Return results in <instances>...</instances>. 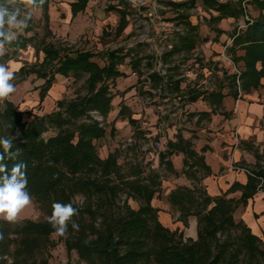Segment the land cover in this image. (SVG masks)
<instances>
[{"label": "trees", "instance_id": "trees-1", "mask_svg": "<svg viewBox=\"0 0 264 264\" xmlns=\"http://www.w3.org/2000/svg\"><path fill=\"white\" fill-rule=\"evenodd\" d=\"M250 1L259 10L256 17L248 16V8L242 0H203L209 12H217V15L209 13L208 25L213 30H217L214 23L224 18L245 19V28L236 27L232 45L227 46V53L234 64L243 60L245 65L240 70L239 83L237 74L226 76L229 94L235 99L257 88L264 77V0ZM88 2L73 1L70 4L72 16L84 11ZM170 4L178 8L176 18L180 28L176 41L164 53L166 61L176 54L191 53L197 45L200 27L190 21L185 10L182 11V8L194 6V0L190 3L170 1ZM110 8L120 13L117 27V35H120L129 24L128 12L126 8ZM49 9L50 0H45L42 6L45 34L41 46L36 49L38 53L43 52V59L23 64L16 74L20 76L19 80L31 74L44 80L40 86V103L57 75L75 79L85 77L87 93L62 98L57 101V109L34 116L31 120H25L24 112L13 101L6 100L0 105V136L15 137L12 150L20 149V155L16 161L5 162L9 169L15 162L27 164V190L33 199L51 210L50 214L53 202L72 203L79 209V214L73 217L79 230L72 228V222L68 224L67 249L77 252L80 264H264L263 240L243 219L235 218V211L240 206H246L257 192H264V151L260 152L252 144L247 145L256 157L253 168L238 165L248 170L247 183H234L225 193L212 196L206 187L200 185L201 179L203 181L212 174L203 154L209 147L204 146L202 153L198 152L192 140L185 138L179 130L176 138L168 140L166 148L158 155L160 165H165L175 174L184 173L196 182L194 186H177L169 193L168 200L185 222L191 216L197 218V237L185 238L183 231L165 226L159 219L160 210L153 203L163 185L159 171L151 169L137 155L120 163V149L102 158L95 144V140L106 134L102 121L112 110V86L119 77L125 76L120 66L131 57L133 69L143 75L139 71L143 57L132 55L131 50L124 47L103 52L80 50L70 53V48L60 41L47 40L53 35ZM31 29L30 25L26 28L27 31ZM33 39V36L20 34L6 47L15 48L17 54ZM239 50H244V55H238ZM98 57L104 60L103 65L96 61ZM12 58L7 52L0 58V63ZM191 70L192 67L187 68L186 74ZM147 80L151 88L160 92L167 89L182 92V80L174 79L170 69L165 74L159 70L149 71ZM223 87L218 91L194 87L187 95L188 101L193 103L205 99L211 111H204V114L219 113L225 97ZM128 110L123 106L119 115L123 116ZM94 112L103 120L95 119ZM222 113L229 114L224 110ZM129 120L136 123L130 116ZM50 128L56 133L46 136ZM132 145L134 148L136 142ZM178 153L184 155L181 172L175 169L170 158ZM198 172H203V177ZM237 190L242 191L239 198L228 197L229 193ZM80 199L83 200L80 202ZM130 200L138 204L137 208L131 205ZM21 222L9 224L0 220V233L3 234L0 264H5L6 258L14 253L11 251L13 244L25 245L32 252L45 248L54 230L48 221L35 223L24 219ZM24 231L38 233L27 236ZM12 233H17V237H12Z\"/></svg>", "mask_w": 264, "mask_h": 264}, {"label": "rangeland", "instance_id": "rangeland-1", "mask_svg": "<svg viewBox=\"0 0 264 264\" xmlns=\"http://www.w3.org/2000/svg\"><path fill=\"white\" fill-rule=\"evenodd\" d=\"M73 1L75 0H50V27L53 35L47 40L60 41L70 48V53L80 50L103 52L108 49L124 47L126 50H131L132 55L143 57L139 68L143 75L133 69L130 64L131 57L127 58L125 63L120 66L125 76L119 77L112 86L114 95L112 110L102 121L106 128V134L101 139L95 140L99 155L106 158L110 153L120 149V163L137 155L151 169L159 171L163 185L153 200L154 205L160 210L159 219L170 229L183 231L185 238H196L197 218L191 216L185 222L179 211L168 200L169 193L177 186H194L196 182L184 173L175 174L169 171L165 165H160L158 154L166 148V139L175 137L179 130H182L184 135L191 136L194 133L196 139L193 145L197 151L201 149L200 145L209 146L207 143L203 144L204 141H209L206 137L214 131L210 128L213 116L204 114L208 102L205 99H200L201 101L192 103L188 101L187 95L194 87H202V89L211 91L216 85L217 88L218 86L222 87L224 81L228 85V80L222 79L224 71H228L229 74H237V70L242 69V65L234 64L227 53L226 48L230 39H226L225 44L227 45H224L222 52L216 50L215 47L218 44L215 41V32L208 26L209 13L211 12L205 10L207 7L203 0H194V6L182 8V11L185 10L184 13L189 14L191 21L200 26L197 45L191 53L176 54L166 61L164 53L176 41L180 28L179 19L176 18L179 15L178 8L173 7L170 1H188L190 3L191 0H89L86 9L75 17L72 16L70 6ZM242 1L246 3L249 15H258L259 10L253 7L250 0ZM111 6L126 8L128 12L129 24L120 35H117L120 13L117 9L110 8ZM22 11H27V9L22 7ZM217 24L214 23L215 26ZM234 24L233 22L232 25ZM29 25L31 30L25 29L20 33L25 37L33 36L34 38L25 49H21L15 54V48L6 47V53L13 56L7 61L18 65V70L25 63L32 64L41 61L44 56L42 51L40 53L36 51L37 47L41 46L45 34L42 8L33 13ZM232 29L233 26H231ZM223 43L220 42L222 45ZM96 61L101 65L104 64L102 58L98 57ZM189 67H192V70L186 74L185 70ZM169 69L174 79L182 80V92L170 89L160 92L151 88L150 81L147 80L148 72L159 70L165 74ZM19 79L20 76L16 74L13 83L17 91L12 94L10 100L20 111L24 112L25 120H31L34 116H42L54 111L57 109V101L62 98H73L87 93L85 77L75 79L73 76L57 75L47 96L40 103V86L44 80L37 78L36 74H31L22 80ZM123 106L129 110L121 116L119 113ZM208 108L210 111L209 105ZM221 110L226 111L224 106ZM232 114L231 111L230 115L232 116ZM129 116L135 119V124L130 122ZM221 116L220 119H222ZM225 117H229V114ZM200 132L202 136H199ZM55 133L56 131L50 128L45 135L53 136ZM237 135L235 132V139ZM135 142L136 146L131 148ZM236 144L239 147L240 141H237ZM170 158L175 169L181 172L183 154L178 153ZM251 164L249 167L253 168V162ZM215 168L217 169L218 166L216 165ZM229 168L236 169L238 167L232 161ZM224 169L221 166L215 176H222ZM198 175L203 177L204 174L198 172ZM200 185L207 189L204 179L203 181L201 179ZM82 200L80 199V202ZM32 201V204L22 212L19 224L24 219H31L35 223L48 221L47 218L51 215V210L33 198ZM130 203L137 208L138 204L135 201L130 200ZM241 215L242 206L235 211L236 220H240ZM24 232L27 233V236L38 233L35 231ZM52 233L48 237L49 241L45 248L36 249L35 252L25 245L13 244L11 251L14 253L6 258L5 264H41L44 260H46L45 264H80L77 252L67 249L65 238L54 237ZM11 236L17 237V233H12ZM261 237L264 239V235Z\"/></svg>", "mask_w": 264, "mask_h": 264}, {"label": "crops", "instance_id": "crops-1", "mask_svg": "<svg viewBox=\"0 0 264 264\" xmlns=\"http://www.w3.org/2000/svg\"><path fill=\"white\" fill-rule=\"evenodd\" d=\"M220 1L224 2L226 0H220ZM228 1L235 2V0H228ZM208 9L209 8L205 10ZM211 13L217 15V12H214L213 10L211 11ZM248 16L256 17L251 15ZM233 22L235 23L234 25H232ZM236 24L237 26H235ZM231 26H233L232 30H231ZM245 26L246 23L244 18L236 20L230 17V18H224L221 21H219L218 24L216 25L217 30H213L215 32L214 35V37L216 38L215 41L218 44V46L215 47L216 50L219 52L223 51V48L227 45L225 44L227 38L230 39V43L228 46H231L232 34L234 29L236 27L237 29L245 28ZM218 41L224 42L223 45L220 44V42ZM244 53H245L244 50L238 51V55H244ZM237 64L240 66L242 65L241 70L245 68L243 60H240L239 62H237ZM260 67L261 64L258 63V68ZM227 74H229L228 71H224L222 79L226 80L225 77L227 76ZM224 82H223L224 87L222 88V92L225 94V97L223 99V106L225 110L229 112V117L226 118L225 116L227 114L225 115L223 113L220 114L212 113L211 115L213 116V119L210 128H212L214 131L212 133H209L210 135L206 137L209 139V141L206 140L203 143V144L207 143L209 145V146L205 145L206 147L209 148L204 152V155H205V160L207 164L211 167L213 174L204 178V181L205 184L207 185L208 193L212 196H217L225 193L234 183L237 182L241 184L247 183L248 170L244 168H240L239 166H243V165L250 166L252 165L251 164L252 162L253 164L256 163L255 161L256 157L254 156L253 152L247 149V145L249 144L254 145L256 148L259 149L260 152H263L264 150V77L261 78L260 85L257 88H252L250 92L245 93L243 97L239 99H235L233 96L229 94L230 87L226 84V81ZM219 87L220 86H218L217 88L216 85V87L212 89V91L213 90L218 91V89L221 88ZM208 105L209 107H211L210 104ZM208 105L206 108V112H209ZM231 111L233 112L232 116L230 115ZM221 114H223V116H221ZM220 116L224 120L223 122L222 119H220ZM235 132L238 134L236 137L237 140L235 139ZM198 134L199 136H202L201 132ZM184 136L185 138L191 139L193 143L194 140L196 139L194 133L191 136L190 135H184ZM175 138L176 135L175 137L170 139L174 140ZM168 140L166 139V142H168ZM237 141H240L239 147L236 146ZM200 146L201 149L204 147L203 145ZM201 149H198V151L202 152ZM232 161L235 163V165H237L238 168L236 169L229 168L230 164H232ZM216 165L218 166L217 169L215 168ZM221 166L225 168L224 173L222 174V176H215V173L218 172ZM241 194L242 191L237 190L236 192L229 193L228 196L239 198ZM241 219H243L252 228L253 232L257 236L263 239L261 237L264 235V192L263 191L257 192L252 198L248 200L246 206H242Z\"/></svg>", "mask_w": 264, "mask_h": 264}, {"label": "clouds", "instance_id": "clouds-1", "mask_svg": "<svg viewBox=\"0 0 264 264\" xmlns=\"http://www.w3.org/2000/svg\"><path fill=\"white\" fill-rule=\"evenodd\" d=\"M45 0H0V58L7 51L6 46L11 45L27 27L35 11L42 8ZM22 7L27 11H22ZM18 65L12 61L0 63V105L9 100L17 91L13 81L16 78ZM13 136H0V220L9 224L20 222L22 212L32 204V196L27 190V164L15 162L9 169L5 162L16 161L20 149L13 151ZM52 213L47 218L54 229V237L67 238L68 224L79 230V225L73 217L79 214V209L72 203L53 202ZM3 234L0 233V240Z\"/></svg>", "mask_w": 264, "mask_h": 264}, {"label": "built area", "instance_id": "built-area-1", "mask_svg": "<svg viewBox=\"0 0 264 264\" xmlns=\"http://www.w3.org/2000/svg\"><path fill=\"white\" fill-rule=\"evenodd\" d=\"M239 75H240V70H237L238 83H239ZM93 114H94V118H95V119H97V120H99V121H102V120H103L102 116H100L98 113L94 112Z\"/></svg>", "mask_w": 264, "mask_h": 264}]
</instances>
